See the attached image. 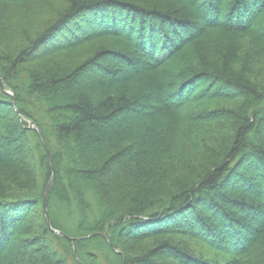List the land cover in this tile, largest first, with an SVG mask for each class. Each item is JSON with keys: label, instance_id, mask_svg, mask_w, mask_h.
I'll return each instance as SVG.
<instances>
[{"label": "trees", "instance_id": "16d2710c", "mask_svg": "<svg viewBox=\"0 0 264 264\" xmlns=\"http://www.w3.org/2000/svg\"><path fill=\"white\" fill-rule=\"evenodd\" d=\"M0 41V264H264V0H0Z\"/></svg>", "mask_w": 264, "mask_h": 264}, {"label": "water", "instance_id": "95a60500", "mask_svg": "<svg viewBox=\"0 0 264 264\" xmlns=\"http://www.w3.org/2000/svg\"><path fill=\"white\" fill-rule=\"evenodd\" d=\"M31 126H32V127H35V124H34V123H31ZM41 134H43V133L41 132ZM42 136H43V135H42ZM43 138H44V137H43ZM45 144H46V146H47V150H48V152H50V150H49V148H48V144H47L46 141H45ZM53 181H54V174H53V176H52V178H51V180H50V182H49V184H48V186H47V189H46V192H45V198H44L45 213H46V216H47V219H48V221H49V225H50V226H51V224H50V218H49L48 210H47V203H48V195H49V191H50V189H51V186H52V184H53ZM51 228H52V227H51ZM52 230L55 231V232H57L58 234L64 236L65 238H68V239L73 240V238H71V237L68 236L66 233H64V232H62V231H60V230H56V229H53V228H52Z\"/></svg>", "mask_w": 264, "mask_h": 264}, {"label": "rangeland", "instance_id": "374dc122", "mask_svg": "<svg viewBox=\"0 0 264 264\" xmlns=\"http://www.w3.org/2000/svg\"><path fill=\"white\" fill-rule=\"evenodd\" d=\"M1 42V41H0Z\"/></svg>", "mask_w": 264, "mask_h": 264}]
</instances>
